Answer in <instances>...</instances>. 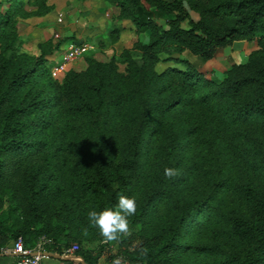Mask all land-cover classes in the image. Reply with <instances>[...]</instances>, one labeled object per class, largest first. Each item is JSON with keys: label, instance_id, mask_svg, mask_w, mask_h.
Instances as JSON below:
<instances>
[{"label": "trees", "instance_id": "1", "mask_svg": "<svg viewBox=\"0 0 264 264\" xmlns=\"http://www.w3.org/2000/svg\"><path fill=\"white\" fill-rule=\"evenodd\" d=\"M106 1L135 27L134 47L58 80L54 51L15 47L24 2L0 12V250L46 237L63 255L138 235L121 253L131 264H264V0ZM240 41L256 43L244 63L205 70ZM121 196L136 200L131 234L106 241L88 213Z\"/></svg>", "mask_w": 264, "mask_h": 264}, {"label": "rangeland", "instance_id": "2", "mask_svg": "<svg viewBox=\"0 0 264 264\" xmlns=\"http://www.w3.org/2000/svg\"><path fill=\"white\" fill-rule=\"evenodd\" d=\"M22 1L24 13L14 18V28L18 36L15 47L21 53L34 58L41 53L40 45L54 51V54L46 57L53 79L58 80L61 77L55 75L53 70L63 62L69 43L74 42L86 47L87 50L81 57L70 65V70L84 71L88 67V59L109 62L113 56H119L124 50L132 49L138 40L132 23L120 19L119 10L106 0H39L40 5L37 0ZM11 7V3L0 0L1 13ZM30 12L33 15L24 16ZM220 51L222 49H218L216 55ZM174 66L173 62H161L157 70L162 73ZM121 69H124L123 65ZM140 243L141 238L134 235L122 243L112 244L114 248L110 249L99 250L98 241L83 242L80 246L81 252L91 253L93 256L101 253L97 264H113V261L123 255L121 253L137 251Z\"/></svg>", "mask_w": 264, "mask_h": 264}, {"label": "built area", "instance_id": "3", "mask_svg": "<svg viewBox=\"0 0 264 264\" xmlns=\"http://www.w3.org/2000/svg\"><path fill=\"white\" fill-rule=\"evenodd\" d=\"M7 3H12L13 0H5ZM59 36L57 35V38ZM86 47L76 44L74 42L69 43L66 47L65 56L63 62L58 64L53 70L55 75L64 76L70 71V65L78 60L83 52L87 49ZM59 77V79L61 78ZM52 241L46 237H42L37 242L33 249H27L25 247L23 239L20 237L13 241L10 245L2 248L0 250V256H15L17 261L13 264H45V262L50 258V254L47 252V246L51 245ZM80 251V246L78 244H73L64 250V256L68 255L70 257L78 255ZM119 258V264H131L130 261L121 255Z\"/></svg>", "mask_w": 264, "mask_h": 264}, {"label": "clouds", "instance_id": "4", "mask_svg": "<svg viewBox=\"0 0 264 264\" xmlns=\"http://www.w3.org/2000/svg\"><path fill=\"white\" fill-rule=\"evenodd\" d=\"M179 175V169L165 168L164 176L173 179ZM137 204L134 197L121 196L115 209H105L102 212L95 210L88 213V220L91 226L97 227L100 234L106 241H116L121 236L131 234L130 222L128 217L136 213ZM87 229H85V234ZM113 264H119V258L113 261Z\"/></svg>", "mask_w": 264, "mask_h": 264}, {"label": "crops", "instance_id": "5", "mask_svg": "<svg viewBox=\"0 0 264 264\" xmlns=\"http://www.w3.org/2000/svg\"><path fill=\"white\" fill-rule=\"evenodd\" d=\"M256 49V43L240 41L234 43L231 47L222 49L217 55L215 62L207 63L204 68L206 71L213 72L216 77L221 78L224 72L233 63H244L248 56ZM50 258L45 264H83L85 260L79 256L70 257L68 255H58L49 253ZM7 257V258H4ZM17 261L15 256H0V264H13ZM88 264V263H86Z\"/></svg>", "mask_w": 264, "mask_h": 264}, {"label": "water", "instance_id": "6", "mask_svg": "<svg viewBox=\"0 0 264 264\" xmlns=\"http://www.w3.org/2000/svg\"><path fill=\"white\" fill-rule=\"evenodd\" d=\"M83 264H86V263H83Z\"/></svg>", "mask_w": 264, "mask_h": 264}]
</instances>
